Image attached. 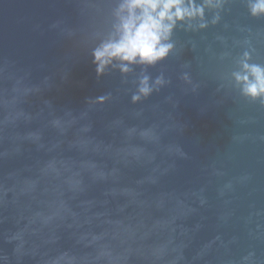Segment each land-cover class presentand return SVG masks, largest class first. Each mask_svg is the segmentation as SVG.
<instances>
[{
	"label": "water",
	"instance_id": "water-1",
	"mask_svg": "<svg viewBox=\"0 0 264 264\" xmlns=\"http://www.w3.org/2000/svg\"><path fill=\"white\" fill-rule=\"evenodd\" d=\"M249 2L98 76L119 0H0V264H264V104L233 77L245 51L264 65ZM144 75L166 83L134 105Z\"/></svg>",
	"mask_w": 264,
	"mask_h": 264
},
{
	"label": "clouds",
	"instance_id": "clouds-1",
	"mask_svg": "<svg viewBox=\"0 0 264 264\" xmlns=\"http://www.w3.org/2000/svg\"><path fill=\"white\" fill-rule=\"evenodd\" d=\"M223 3L224 0H201L199 3L197 0H119L113 12V33L92 53L97 75H103L105 69L113 64L119 66L122 74H127L133 65L153 67L163 62L175 50L172 36L178 24L187 25L186 30L191 31L194 30L193 22L199 21L198 29L205 30L209 27L206 11L222 8ZM248 11L253 18L264 17V0H250ZM220 19L219 11L214 12L211 24L216 25ZM233 77L241 86L242 95L264 104V65L252 63L249 51L243 53L240 71L233 73ZM184 79L188 77L185 75ZM165 83L163 75L158 76L154 84H150L149 76H142L137 91L131 96V103L135 105L148 99ZM108 99V96H100L96 103L102 105ZM13 101L15 104L16 101ZM76 123L75 117L68 121L57 117L51 126L59 130L62 125L70 127ZM84 130L90 132L91 124L86 125ZM126 132L139 135L146 142L158 139L152 129L137 132V129L130 128Z\"/></svg>",
	"mask_w": 264,
	"mask_h": 264
}]
</instances>
